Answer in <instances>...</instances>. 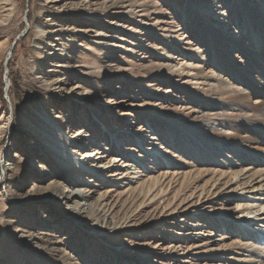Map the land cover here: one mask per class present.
Here are the masks:
<instances>
[{"label":"rangeland","instance_id":"obj_1","mask_svg":"<svg viewBox=\"0 0 264 264\" xmlns=\"http://www.w3.org/2000/svg\"><path fill=\"white\" fill-rule=\"evenodd\" d=\"M215 1L219 9L210 0H0V151L12 168L4 175L0 167V264H229L238 244L240 253H255L247 248L250 240L216 226L239 217L240 201L209 204L206 196L196 203L210 178L198 174L225 171L197 156L199 145L207 155L219 152L211 126L264 130L256 117H235L221 93L229 78L255 80L251 66L264 68V3ZM189 47L204 52L221 92L191 90L169 73ZM251 93L254 106L260 93L254 87ZM200 99L209 107L191 113ZM33 105L47 110L64 139L82 129L97 144L118 136L120 158L134 164L140 178L64 172L21 130L34 117ZM151 146L165 152L168 166L160 160L155 170L141 167H153L143 152ZM137 156L144 159H131ZM51 180L88 182L94 192L88 204L95 207L87 212L96 217L84 224L74 212L69 218L60 212L62 191L46 187ZM100 194H106L102 204ZM190 204H199L191 214ZM102 207L109 211L106 222L95 210ZM195 216L202 221H192ZM206 242L212 245L200 247ZM221 245L230 252L217 262L191 261L197 251Z\"/></svg>","mask_w":264,"mask_h":264},{"label":"bare ground","instance_id":"obj_2","mask_svg":"<svg viewBox=\"0 0 264 264\" xmlns=\"http://www.w3.org/2000/svg\"><path fill=\"white\" fill-rule=\"evenodd\" d=\"M210 1L213 4V9H219L216 1ZM255 1L261 4L264 3V0ZM221 15H223V12ZM220 21L223 24L225 23L223 22V19ZM35 29L36 35L40 36L42 32L39 31L38 28ZM231 34H236V32L233 31ZM49 48H51V45ZM187 53L189 54L186 55L184 52L181 53L180 56L183 58H181L180 62H177L178 66L175 65L173 68H170L169 73L177 74L178 78L185 80L186 84L191 87V90H200L204 93L211 92L212 94L213 92H221L218 88L214 87V80L220 77L214 72L207 71L208 68H206V65L209 63L205 60L204 52L199 51V48L197 47H189L187 49ZM187 59H191V61H187ZM169 66L171 65L169 64ZM54 67L59 68L60 66L54 65ZM251 68L252 71H250V73L257 74L255 80L253 78L251 81L247 78L234 80L231 77L229 80L225 81V84H223V92L221 93L227 96L228 102L232 105L235 117H256L255 119L257 120V124L264 126V68H256V65H252ZM7 82L6 78L5 85ZM61 82V79L57 80L56 85H62L63 83ZM6 87L9 86L7 85ZM250 87H254L257 92L260 93V100L256 99V101L252 102L254 106L250 105V99L253 95ZM198 101L200 102L198 107L191 110V113L193 114H199L201 113V108L207 109V107H209L207 101H203L201 99ZM255 105L258 106L256 107ZM31 112L34 117L31 118V121L23 123L21 130L33 134V137H35L33 140H35V142L42 147L43 153H45L48 158L64 172L70 174L72 172L70 170L73 169H86L85 171H87L92 177L100 176L99 174L103 173H109L108 176L110 180H120L130 177V179L136 181L140 178L141 173L138 168H136L134 164L122 161L120 158L123 144L119 143L118 136L114 137V134H111L110 140L106 142L107 146L109 143L111 144V147L115 145V150L107 149L106 144H97L98 141L94 142L92 139L90 141V136L86 134L87 132L82 131L83 129L80 131L78 130L71 136H67L68 138L64 139L58 132L59 130H57L54 120L50 117L49 113L43 106L37 107L33 105L31 107ZM208 115L211 117L215 114L209 113ZM211 129L213 130L211 138L214 140L212 143L218 145L219 152L217 153V151H214L211 152V155L210 153L207 155L206 153H202L203 148L199 145V152L201 153H197V156L201 158L200 163H208L216 166L218 169H224L225 171L221 172L214 169L209 175L208 171L203 170L198 174L210 176V178L208 179L207 184H205L204 189L198 194L196 203L201 201V199L206 196V201H210L209 204L213 201H221L225 198H228V200L231 201H240V204L237 205L236 209V212L240 214L239 217L236 219L230 218L225 221L222 220L224 223L216 226L221 227L224 231H228L229 234H236V232H238L243 239L250 240L248 241L249 244H247V248L255 247L257 250L255 249V253L242 254L237 250L239 247L238 244L236 249L234 248L235 251L231 254L237 258L227 261L229 264H264V130H260L259 128L252 129L249 126H240V123H216L211 126ZM151 138L153 141V138L155 137ZM71 144L74 145L77 151L71 150L69 147ZM130 151L134 152V150ZM143 152H145L146 156L153 161V163H151L153 167L144 163L141 164V167H145L144 169L146 171L157 169L161 166L160 160L164 162L167 158L165 156V152L161 148H155L153 146L150 148L143 147ZM212 153L218 154L219 159L212 157ZM131 159L140 160L144 158L137 156V158L131 157ZM7 162L9 161L6 160V158L4 159L3 153L0 151V167L1 172L4 173V175H6L8 171L12 170L11 164ZM158 162H160V164L156 165ZM165 164L168 166L167 163ZM172 176H174V174ZM71 183L51 180L49 183L47 182L46 187L48 186L50 189L53 187V190L62 191V194L58 196V200L61 201L64 208L60 212L65 213L67 217L68 214L74 212V219L77 223L82 221V223L87 224L89 221L93 220L94 217H96L94 215V217L91 216L87 212L92 210L94 212V209L91 208H94L95 206L90 207L88 204L89 197L94 192L92 189H88L90 188L88 187V182L82 183L83 185H86V189L84 190L79 188L82 187L80 186L82 184L79 181L75 184L73 182ZM105 197L106 194L103 196L100 194L99 202L101 204ZM209 197H211V199H209ZM191 199L192 200L188 199V202H193L194 197ZM199 204H196V206H194L195 204L188 205L190 206L188 212L191 214L193 211H196L194 209H196ZM95 210L99 212V214L102 213L103 219L101 221H108V210H105L103 207L102 209L99 208ZM204 215L210 214L206 213ZM201 219L202 218L195 216L192 221L200 222L202 221ZM113 222L114 221H111L110 223ZM106 225H108V223H106ZM122 226L126 227L127 225L123 224ZM216 226L214 228H216ZM113 230L117 232L118 227H114ZM121 230L122 228L119 232H121ZM209 243L210 242L203 243L200 247L207 248ZM210 245L212 244L210 243ZM228 247L221 245L216 249L208 248L203 252L197 251V253L192 254L193 259L191 261H195V259H203L205 261L211 260L212 262L216 261L214 260L215 257H219L230 252V249H225ZM170 248L174 249L178 247L172 246Z\"/></svg>","mask_w":264,"mask_h":264},{"label":"water","instance_id":"obj_3","mask_svg":"<svg viewBox=\"0 0 264 264\" xmlns=\"http://www.w3.org/2000/svg\"><path fill=\"white\" fill-rule=\"evenodd\" d=\"M18 41V38L15 40V42H17ZM6 95V94H5Z\"/></svg>","mask_w":264,"mask_h":264}]
</instances>
